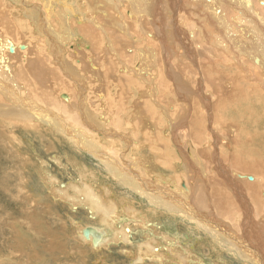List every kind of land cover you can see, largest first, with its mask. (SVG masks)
Instances as JSON below:
<instances>
[{
    "label": "bare ground",
    "instance_id": "obj_1",
    "mask_svg": "<svg viewBox=\"0 0 264 264\" xmlns=\"http://www.w3.org/2000/svg\"><path fill=\"white\" fill-rule=\"evenodd\" d=\"M11 1L13 7L22 11L25 24L17 22L16 26L11 8L0 0V141L11 149L13 157L10 131L15 127L36 131L41 138L42 130L49 131L48 136L69 143L75 153H87L97 159L101 171L107 173L106 178L112 179L111 185L124 188L127 195L126 198L113 197L110 186L104 182L101 191L95 186L101 182H97L98 173L94 168L73 160L79 168V177L72 178L67 186L52 187L51 192L54 199L69 198L77 204L85 203L82 205L88 213L87 222L73 219L82 246H87L100 258L110 241L123 243L122 249L125 248L127 254L124 246L132 242L133 230L140 227L146 236L132 264H148L146 259L155 264H208L202 254L206 252L215 256L216 261L211 264H226L223 253L234 257L239 264H264V108L258 113L246 105L249 99H255L256 104L264 106V0H175L183 11L171 15L172 20L188 27L184 34L190 42L188 46L183 44L179 52H188L192 58L189 60L173 51L169 41L162 38L165 35L161 16L142 15L144 11L154 10L152 0H144V5L143 0H127L135 7V16L125 6L122 13L116 9L123 0L119 5L115 0ZM175 1L170 0L169 4ZM158 4L161 8L165 2L159 0ZM126 23L131 25L133 35L129 34L131 38H124L122 43V33L117 35L114 26L115 30L105 33L100 26L127 27ZM106 33V47L102 49L101 40ZM153 35L160 39L153 40ZM167 37L173 38L171 33ZM82 39L91 41L93 47L101 46L97 49L101 55L94 60L106 66L124 64L126 73L117 77L118 92L124 98L126 92L121 84L127 78L133 85L144 86L140 92L143 99L136 101L134 113L145 115L143 120L146 125L153 123L154 131L148 130L149 126L141 129L139 125L135 126V133L131 130L129 133L119 123L109 125L111 118L105 114L89 109L92 102L84 94L83 78L67 63L62 46L68 45L70 40L83 42ZM165 42L166 49L163 48ZM37 44L45 47L44 54H39L42 50ZM81 53L83 58L85 53ZM160 55L161 59L155 61ZM133 57L138 58L136 64L130 60ZM55 69H61L60 76ZM189 73H194L192 83L187 77ZM63 75H67L77 89L74 96L62 93L53 100L48 93V80L61 83L57 84V89H73ZM163 104L170 106L169 111ZM117 105L122 108L125 104L123 101ZM177 105L178 111H175ZM161 109L166 111L170 124ZM203 110L205 115L201 118ZM3 118L11 123L3 126ZM159 119H165L168 131L170 128L175 132L173 138L169 133L166 136V130L158 126ZM133 137L143 139L139 143ZM201 138L206 139V150L210 154L197 145ZM130 147L133 156L124 154V149ZM41 163V179L45 178L54 186L58 178L47 171L45 161ZM48 183L45 184L48 186ZM70 189L76 195L70 194ZM136 196L146 202L147 209L137 208L134 200L126 202ZM72 208L77 209L75 205ZM159 215L182 221L194 232L196 246L183 243L178 235L162 230L155 220ZM14 219L10 220L22 235H29L26 228L36 235H44L36 228L35 218L29 221L27 218L25 225ZM122 219L126 222H121ZM106 227L112 229V237L105 235Z\"/></svg>",
    "mask_w": 264,
    "mask_h": 264
},
{
    "label": "rangeland",
    "instance_id": "obj_2",
    "mask_svg": "<svg viewBox=\"0 0 264 264\" xmlns=\"http://www.w3.org/2000/svg\"><path fill=\"white\" fill-rule=\"evenodd\" d=\"M4 1H5V5L7 7L11 8V15L15 19L16 26H17V22H20L21 25H24L25 22L22 21V19L24 18V15H23L22 11L19 8L13 7V2L11 0H4ZM34 1L35 2L37 1L39 3L41 0H34ZM152 1H155L154 2V10L152 9L149 13L147 11H144V12H142V15L147 16L150 14V15H153L156 17L161 16V18H162L161 19V26L163 27L164 35H165V37H162V38H164V41H166V42L169 41V45L171 46V49L175 52L177 51L178 55L184 56V58L187 60L192 59V58H190L188 52H185V53L179 52L180 49L184 47V45L188 46L190 43L189 39L184 34V33L188 32L187 31L188 27H186V25H182L180 21L175 22L174 20H172L173 18L171 17V15H179L180 14L178 12L182 9V5H178V2H176L175 0H174L175 2H172L173 3L172 5L169 4L170 0H164L166 5L164 4L163 7L161 6V8H160V6L158 4L159 0H152ZM115 2L120 3V0H115ZM119 3H118V5H119ZM142 3H143L142 5H144L146 3V1L143 0ZM122 4L118 8H116L120 13L123 12L124 6H125V9L130 10L134 14L133 16H135L137 14L135 11V7L132 6L131 3H128L127 0H123ZM192 6H193V4H192ZM132 7H134V8H132ZM111 8L113 9L114 13L117 14L114 6H112ZM181 11H183V10H181ZM127 17L129 18V15H127ZM178 23H180L181 26H179ZM100 26L102 27V29H104L102 31L104 33L109 29H112L111 31H113L116 28L115 33L117 35L122 33L121 34L122 36L120 35L121 43L123 42L124 38H126V39L131 38L129 36V34L133 35L132 27L128 23L125 24V26H127V27H124L122 25L121 26L113 25V24L112 25L100 24ZM174 27H175V29H174ZM164 28H166V29H164ZM126 30H127V32H126ZM173 30L175 32H173ZM24 33H25V36H27V38H29V33L27 31H25ZM170 33L173 36V38H171V39L167 37V34L170 36ZM174 33H176V35H174ZM178 37H180V38H178ZM102 38H104L101 40L102 45H103L102 49H104V46L107 42L106 40L108 38V33L104 34L102 36ZM136 38L138 39V37H136ZM151 38L153 40H159L160 39V38H156L154 35ZM190 39L192 40V37ZM82 40H83V42H80V41L74 42L73 40H70L68 45L63 44L62 46H63V48L65 47L64 50H65V58L67 59V63H70V65L73 66L75 72L78 73L79 76H81L83 78V80L81 82L82 83L84 82L83 86L86 88V90L84 91L85 92L84 94H85L86 98L88 99V101L90 100L92 102L91 105L89 106V109L93 110L94 113L105 114L107 118H111L110 122H108L109 125L113 124V126H114L115 125L114 123H119V124H121L119 126L122 127L125 131H128L129 133H130V130H131V132L135 133V126H139V125L141 126V129L143 127L149 126L150 128L148 127V130L150 129V130L154 131L153 123L151 125H146V122L143 120L145 115L140 116V115L134 113V108L137 106L136 101H139V99L140 100L143 99L140 96V94H141L140 92H141V90L144 89V86L142 84H139V83H137L139 85H133L132 83H130L129 78H127V80L123 81L124 84H121V87L125 88L124 91L126 92V95L124 98V95L121 94L120 92H118V90L120 88L119 87L120 83H118L119 81L117 79L118 76H122L126 73L123 69V68H125L124 64L119 61L120 64L119 63L114 64V65L108 64L106 66L102 62H98V61L94 60L95 58L100 57L101 54L97 49L101 48V46L100 47H95V46L93 47V44L91 41L89 42L88 40H86V41H84V39H82ZM166 42H165V45L163 44L164 49L167 48ZM172 43L174 45H172ZM36 46H37V48L42 50V52L39 54H44L45 47L43 45H39V44H37ZM123 48L128 49V47H123ZM82 51L85 53L83 58L81 56ZM135 52H137V51H135ZM158 58L161 59V55L157 58L155 57L154 60L156 61ZM130 60H131L132 64H136L138 61V58L133 57ZM92 63L95 66H93ZM52 66H54V65H51L50 67H52ZM113 67H115V68H113ZM131 67L134 68L135 66H131ZM118 68H120V69H118ZM119 70H121V71H119ZM55 72H57V74H59V76H60L61 69H60V71L58 69H55ZM104 72H105V74H104ZM131 73H132V71H131ZM127 74H129V73H127ZM63 77L65 80H67L71 84L72 83L74 84V82L67 75H65V76L63 75ZM187 77H188L189 81L192 83V80H194V73L187 74ZM50 80H52V81L51 82L49 80L47 81V85L50 86L48 89V93L50 94V97L53 100L58 99V95L62 94V93L68 94V95L70 94V95L74 96V93H75L74 89L76 90L77 88L74 87L73 84H72L73 89L70 87L68 88V90H65L64 88H61V87H59L57 89V87H58L57 84L59 82L57 84H55V82H56L55 80H53V79H50ZM109 82H110V84H109ZM59 84H61V83H59ZM63 85H67V84H63ZM228 86H230V85H228ZM53 87H54V89H51ZM206 89H207V87H206ZM91 91H93V92H91ZM148 91H147L148 94H150L151 93L150 90H148ZM88 93H90V94H88ZM210 95H211V93H210ZM88 96H90V97H88ZM104 96H105V98H104ZM108 97H109V99H108ZM90 98H93V100H91ZM103 100H105V101H103ZM120 100H122V101H120ZM123 101H124L125 105H123L122 108H119L117 103L123 102ZM177 101H179V100H177ZM257 101H255V99L254 100L249 99V101H248L249 103L246 102V105H249L248 107L250 109L253 108L254 111L261 112V110L263 111L264 106H263V104H260V105L256 104ZM163 105H164L163 107L165 108V110L169 111L170 106L168 104H163ZM165 105H166V107H165ZM155 106H158V105L156 104ZM195 108H197V107H195ZM175 111H178V105H177ZM162 112H163V110H162ZM165 112H163V116L166 118L167 123H168L170 119H169L168 115L165 114ZM202 112L203 113H202L201 118L204 117V115H205V111L203 110ZM115 114H116V116H115ZM175 115H177V113ZM205 118H206V116H205ZM2 122H4L3 126L11 123L10 120H8L7 118H3ZM204 122L206 123V119ZM173 123L176 125L177 122L173 121ZM168 124H170V123H168ZM164 125H165V127H164ZM158 126L162 130L163 129L166 130V132L164 133L166 136H167V133H169L173 138L175 132H172V130L170 128L168 131V128H166L165 119L164 120L159 119L158 120ZM207 126H208V120H207ZM188 127H189V125H187V128ZM15 128H16L15 130L13 129L14 131L13 130L10 131L11 132L10 134L13 136L11 138L13 145H14V148H13V150H14L13 155L14 156L13 157L11 156V151H10L11 149L7 148L6 145H3L2 140L0 141L1 142L0 143V171H2V172H0V177L2 178V179L0 178V180H1L0 183L3 184V185L0 184V189H1V191H0V219L2 220V221H0V229H1L0 230L1 231V233H0V264H105L103 261L104 259L107 262L106 264H132L133 257L139 251L138 246L142 242H144L145 236H146V235H144L145 233L140 227H137V229L133 230L132 242L127 243V244H125L126 246H124L128 249L127 254L124 253L125 248L122 249L123 243H121V244L119 243V245H118V243L110 241L107 244L108 248L103 249V252H104L103 256H101L99 258L97 256V254L94 253L87 246H85V247L82 246L81 240L79 238H77V235H76V226L77 225L73 221L76 219L81 223H84V222L86 223L88 218H89L88 213L83 206V205H85V203L79 202L80 204L79 203L77 204L76 203L77 201L75 202L73 199H69V198H64V199L55 198L54 199L52 192H51L52 187L61 188V185H64V184L67 186L69 183H71L73 180H75L77 177H79V170H78L79 168L77 167L76 163L73 160H75L78 164L86 165L88 168H94L96 173H98L96 180L98 183L101 182L100 183L101 185L100 184H98L99 186L95 185V183H93L94 181L92 182V184L95 185L97 188L99 187L101 189V191L103 189L101 186L104 185L103 184V182H104L110 186L111 194H113V197L121 198L124 196L126 198L127 195L124 193L125 189L111 185V182H113L112 179L110 180L109 178L108 179L106 178V176H105L106 172L103 170L101 171V168H99V166H98L99 162L97 159H95L94 157H92L90 154H87V153H85V154L75 153L77 151L69 143L66 144V142H64V140H62V141L57 140L56 141V139L52 138L51 135L48 136L50 134L49 131L44 132V130H42L41 131L42 138H41L39 136V133L36 131L35 132H33V131L29 132L28 131L27 132V130H25V128H23L22 126H18ZM145 129L147 130V128H145ZM12 133H14V134H12ZM7 138H8V142H9V136H7ZM38 139H40V140H38ZM134 139H136L140 143L142 141L143 137H137ZM53 140H55V142ZM39 141H41V143ZM58 142L61 144H59ZM172 142L174 143V139L172 140ZM205 142H206V139L201 138V143H197V145H199V147L203 151H206V152H208V154H210V152L206 150L207 146H206ZM49 143L51 144V146ZM43 144L44 145L46 144V145L44 146ZM53 144H54V146H52ZM185 144H187V143H185ZM62 145H63V147H62ZM44 148H45V150H44ZM63 148H64V150H63ZM106 148H109V147L107 146ZM208 149L210 150V147ZM71 150H73V151H71ZM124 150H125L124 151L125 155H127V156L132 155L133 156L132 147L124 149ZM45 151H46V153H45ZM51 151H53V152H51ZM178 152H179V150H178ZM41 157H43V158H41ZM22 158L24 159V162H23ZM57 159H59L60 162L56 161ZM68 159H70V160H68ZM25 160H27V161H25ZM41 160L45 161L44 167L48 166V167H46V169L48 168L47 171L52 176H54L56 179L58 178L57 182H55L54 186H53V184L48 183L47 180H45V178L41 179V177H40L41 175L39 174L40 173L39 167L43 168ZM26 162H28V163H26ZM34 162H36V164ZM29 163H30V165H25V164H29ZM66 163H68V164H66ZM32 164H34V165H32ZM34 170H36V171L34 172ZM4 174H7V175L4 176ZM7 176H8V178H7ZM101 176L103 177V179ZM72 178H73V180H72ZM5 179H7V180H5ZM43 179H44V181H43ZM96 180H95V182H96ZM8 181H10L11 184ZM40 182H41V184H40ZM45 183L46 184L48 183V186ZM49 184H51L50 187H49ZM5 185H6V187H5ZM39 185H41V187ZM42 185L43 186L45 185V186L42 187ZM12 187H14V188H12ZM24 187L26 189H24ZM16 188H17V190H16ZM47 188H50V189H47ZM10 189H11V191H10ZM20 189H22V191L24 193ZM42 190H44V191H42ZM115 190H116V192H115ZM17 191H18V193H17ZM4 192H6V193H4ZM19 192H21L23 195H25V197L22 196V198H21L22 194ZM70 194L76 195V193L73 189H70ZM28 195H30V196H28ZM50 197H52L54 200ZM132 200H134V205H136V207L139 208L140 210L143 207H144L143 209H147L146 208L147 206H145L146 202H144L139 196H136V199L129 197L126 202L131 203V202H133ZM54 203H55V205L56 204L57 205L55 206ZM26 204H28L26 206L27 208L25 207ZM74 205H75V207H77V209H75L76 211L72 208ZM20 206L22 209H19ZM29 206H31V207H29ZM29 208H30V210H29ZM17 209H18V211H17ZM23 209H24V211H23ZM35 210H37L38 212ZM30 212H31V214L33 212V214L31 215ZM35 213L37 215H35ZM14 214H16V215L14 216ZM29 214H30L31 218H35L36 228L38 230L42 231L44 233V235L42 233L39 234L36 232L38 235L37 236L32 230H28L27 228H26V230L29 232V235H22L20 230L17 229V227L13 226L12 220L14 218H15L14 220H18L20 223L23 221L21 224L25 225L27 223V218H28V221L31 219V218H29ZM54 215L56 216L55 218H53ZM13 216H14V218H13ZM69 216L70 217L72 216L73 218L71 217L72 218L71 219ZM16 217H18V218H16ZM10 219H12V220H10ZM155 220L158 222V225L161 227L162 230L168 231L173 235H178L181 238V241L183 243L190 244L191 246H194V245L196 246L197 243H196V239H195L196 237L193 235L194 232H192V230L190 228H188V227L186 228L185 225H183L182 221H180L179 219L174 220V218L171 219L170 217L159 215V217L156 218ZM124 221H125V219H122L121 222H124ZM17 224H18V228H20V224L19 223H17ZM106 228H107V234H105V235L112 237V229L108 228V227H106ZM184 229H185V231H184ZM184 234H186V235L190 234V236L187 238V237H184L185 236ZM35 239H37L38 241H35ZM187 239H190L191 241H188ZM130 250L133 251L132 254L130 253ZM198 252H200V254H201V251H198ZM202 254H203L204 259L207 261L208 264H211V263H213V261L214 262L216 261V260H213V258H215V256H211V254L208 255L207 252L205 254L204 253H202ZM223 254L227 260L226 264H239L238 262L235 261L234 257H231L230 255H228V257H227L226 253H223ZM127 256L129 258H127ZM145 261H147L146 263H148V264H150V263L155 264L156 263V262L150 261L149 259H146ZM139 264H141V263H139Z\"/></svg>",
    "mask_w": 264,
    "mask_h": 264
}]
</instances>
